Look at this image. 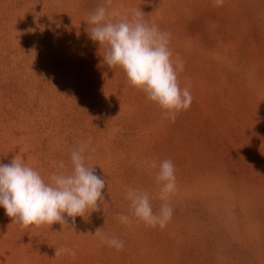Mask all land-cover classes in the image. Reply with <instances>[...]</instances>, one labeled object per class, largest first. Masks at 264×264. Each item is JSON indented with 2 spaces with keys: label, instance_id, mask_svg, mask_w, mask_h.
Masks as SVG:
<instances>
[{
  "label": "rangeland",
  "instance_id": "rangeland-1",
  "mask_svg": "<svg viewBox=\"0 0 264 264\" xmlns=\"http://www.w3.org/2000/svg\"><path fill=\"white\" fill-rule=\"evenodd\" d=\"M102 4L0 0V163L19 155L47 181L90 142L85 163L106 181V204L73 228L71 218L22 228L0 207V264H264V0H112L110 10L141 8L171 33L193 97L175 122L104 62L107 46L87 31ZM166 159L173 216L146 226L126 192L148 191L158 212ZM101 227L122 251L93 236ZM61 247L75 256L55 257Z\"/></svg>",
  "mask_w": 264,
  "mask_h": 264
},
{
  "label": "clouds",
  "instance_id": "clouds-1",
  "mask_svg": "<svg viewBox=\"0 0 264 264\" xmlns=\"http://www.w3.org/2000/svg\"><path fill=\"white\" fill-rule=\"evenodd\" d=\"M214 3L222 6L224 0ZM111 5L112 0H105L87 17L90 39L107 46L103 60L110 69L122 68L129 83L155 102L164 118L175 122L181 111L190 108L193 97L188 87H180L178 73L184 71L185 62L178 54L173 58L169 47L171 33L150 25L141 8L122 12L110 10ZM89 143L71 151L70 164L60 160L58 170L50 173L47 181L19 155L8 164L0 163V207L12 223L22 228L59 223L63 228L70 225L71 218L72 227L76 217L99 211L100 205L106 204L104 176L85 163ZM156 182L161 185L159 199L164 201L158 212L153 210L146 190L128 188L125 198L130 201L132 214L146 226L164 228L173 216L167 201L176 191V169L171 160L162 161ZM118 218L122 224L130 223L127 215L118 214ZM101 229L97 228L93 236H99L102 245L117 251L124 249L122 240L103 234ZM75 254L69 247L55 248V257Z\"/></svg>",
  "mask_w": 264,
  "mask_h": 264
}]
</instances>
